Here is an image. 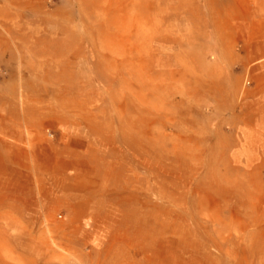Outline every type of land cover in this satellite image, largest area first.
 Listing matches in <instances>:
<instances>
[{"label": "rangeland", "instance_id": "374dc122", "mask_svg": "<svg viewBox=\"0 0 264 264\" xmlns=\"http://www.w3.org/2000/svg\"><path fill=\"white\" fill-rule=\"evenodd\" d=\"M263 3L0 0V86L21 78L80 137L90 200L36 210L0 188V264H264V112L247 105L264 66L236 62L230 30Z\"/></svg>", "mask_w": 264, "mask_h": 264}, {"label": "crops", "instance_id": "0c3cea01", "mask_svg": "<svg viewBox=\"0 0 264 264\" xmlns=\"http://www.w3.org/2000/svg\"><path fill=\"white\" fill-rule=\"evenodd\" d=\"M258 12L264 18V7ZM234 26L230 28L235 33L232 42L240 43L243 48L236 62L242 67L250 65L254 70L264 66V19ZM22 77V81L24 77L26 80V76ZM252 80L251 101L247 105L257 107L251 108L253 112H264V86L259 88L254 76ZM20 81L21 78H9L0 86L10 92L3 94L8 98L0 104V188L6 192L8 188H27L25 198L36 210L51 201L63 207L87 206L90 200L83 196L86 189L82 184L84 153L80 137L65 138V133L52 131L65 124L58 116L53 118L51 110L33 104L31 90H18ZM19 96L22 100L17 99ZM46 131L50 133L49 138ZM258 135L264 137V126ZM263 158L258 155L255 159ZM95 190L99 193L101 188Z\"/></svg>", "mask_w": 264, "mask_h": 264}]
</instances>
